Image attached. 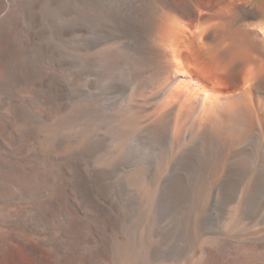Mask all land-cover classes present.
Masks as SVG:
<instances>
[{
  "label": "bare ground",
  "instance_id": "6f19581e",
  "mask_svg": "<svg viewBox=\"0 0 264 264\" xmlns=\"http://www.w3.org/2000/svg\"><path fill=\"white\" fill-rule=\"evenodd\" d=\"M119 2L0 0V264H264V0Z\"/></svg>",
  "mask_w": 264,
  "mask_h": 264
},
{
  "label": "rangeland",
  "instance_id": "374dc122",
  "mask_svg": "<svg viewBox=\"0 0 264 264\" xmlns=\"http://www.w3.org/2000/svg\"><path fill=\"white\" fill-rule=\"evenodd\" d=\"M114 1L108 0V4L110 3L109 5L116 6V7L120 5V2H119L120 0L119 1L116 0L117 5H115L116 3ZM74 14H75V16H74ZM73 16H74V18L75 17L76 18L74 19ZM80 16H81L80 13H77V12L74 11V13H72L71 15L67 14V15H64L63 17H59V18L58 17H54L52 19V22H51V26H54L59 31H61L64 27H74V26L76 27V26H78L76 24H79L80 28L85 29L86 35L89 34L87 36V38H83V37L81 38L79 36H73V37H71L69 39V41L67 43H62L57 49L59 51L61 50V52L64 53L69 59H72L70 61L71 64H69L70 69L67 71V73L65 75L62 74V76H54L55 80L57 79L58 84L63 88V90L66 92L67 96L70 99H76L78 97V94H79L80 90L82 91L80 93H84V94H86V97H90V95H89V93L87 91L89 89L97 90L99 93H101L103 91L107 92L110 89V84H107L106 82H104L101 79V76H98L97 73L95 72V70L90 67V65H88L85 61H83L80 58H77L78 60L74 59L73 57H71V55H69L67 53V51L69 52V49L74 50V48L72 49V45H74L73 47H75V44H76V46L81 44L82 46L85 47V43H86L85 40L86 39H95V37L96 38L98 37L99 21L97 19H93L91 21L88 19L89 21H86L87 20L86 16L82 15V17H84L85 20H84V18H82ZM70 17H72L73 19L71 18L72 19L71 20ZM61 20H62V22H61ZM120 21L122 22V20H120ZM96 33H97V35H96ZM58 40H59L58 38H54L55 42H58ZM85 64H87V65H85ZM74 71L77 72L76 76H73V72ZM92 83H96L97 87L95 86V88H92L90 86V84H92ZM104 87H106V89ZM109 97L110 96H101V98L103 100H106L108 103L110 101ZM132 160L133 159L130 157L129 161H132ZM113 195H114V197L117 196V194H113ZM133 206H134V200L132 198H130V197L125 196V208L131 209V208H133ZM219 216H220L219 211L218 210L215 211L214 212V217H215L216 222L218 221Z\"/></svg>",
  "mask_w": 264,
  "mask_h": 264
}]
</instances>
